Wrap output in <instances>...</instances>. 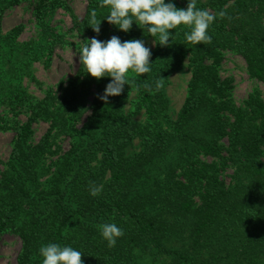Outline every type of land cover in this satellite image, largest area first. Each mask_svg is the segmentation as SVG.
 I'll return each mask as SVG.
<instances>
[{
    "label": "trees",
    "instance_id": "obj_1",
    "mask_svg": "<svg viewBox=\"0 0 264 264\" xmlns=\"http://www.w3.org/2000/svg\"><path fill=\"white\" fill-rule=\"evenodd\" d=\"M17 1L0 0V130L14 133L0 172V238L20 239L17 264H41L38 250L49 242L79 250L83 264H264V93L256 88L238 103L220 75L231 53L264 86V0H197L214 17L225 12L208 30L211 42L193 45L171 30L170 46L151 52L152 71L133 74L107 102L99 97L110 78L97 80L82 63L66 85L41 98L29 93L26 78L38 82L33 64L65 35L41 12L35 38L19 42L21 25L4 33V12ZM92 9L98 20L107 16L99 0H87L82 18L70 12L83 46L113 35L153 40L135 24L124 33L107 20L97 34ZM187 65L186 99L172 118L166 89ZM42 121L48 129L35 142ZM90 182L103 185L99 195L89 194ZM109 222L123 231L113 247L97 227Z\"/></svg>",
    "mask_w": 264,
    "mask_h": 264
},
{
    "label": "clouds",
    "instance_id": "obj_2",
    "mask_svg": "<svg viewBox=\"0 0 264 264\" xmlns=\"http://www.w3.org/2000/svg\"><path fill=\"white\" fill-rule=\"evenodd\" d=\"M101 7L107 8V20L111 25L128 33L133 24L153 37V43L161 47L170 46L171 30L183 31L186 42L193 45L211 42L209 28L217 17L225 16L223 10L216 16L207 9L197 7V0H187L186 8H177L173 0H99ZM102 20L97 19L96 9L89 13V25L97 34ZM158 41V43H157ZM151 50L141 39L121 41L113 35L106 41L96 37L88 40L80 50L79 63L87 74L97 80L109 77L103 94L99 97L104 102L111 96H119L133 74L141 76L152 71ZM163 79L155 81V89L163 87ZM102 184L90 182L89 194L93 197L102 191ZM101 237L108 247L115 246L117 239L123 235L122 229L115 223L97 225ZM41 264H83L82 253L69 246L49 242L39 248Z\"/></svg>",
    "mask_w": 264,
    "mask_h": 264
},
{
    "label": "rangeland",
    "instance_id": "obj_3",
    "mask_svg": "<svg viewBox=\"0 0 264 264\" xmlns=\"http://www.w3.org/2000/svg\"><path fill=\"white\" fill-rule=\"evenodd\" d=\"M87 0H18L11 6L3 17V32L7 33L12 28L21 25L23 30L18 37L19 42H26L37 35L39 29L36 15L42 13L45 21L56 32L65 35V42L58 45L54 52L48 57L33 64V71L38 82L28 78L25 84L29 93L41 98L49 88H57L66 85L74 77L79 67V53L83 47L85 36L71 32L72 11L76 16L82 18L86 12ZM145 46L151 52L155 48L152 39L144 41ZM188 64V61H186ZM222 79H229L232 84V96L236 102H241L259 88L264 93V86L250 78L246 70L244 60L234 54L227 53L220 67ZM191 72L188 65L181 71L174 73L167 86L166 93L170 100V115L176 118L187 95L188 82ZM130 99H136L134 94ZM126 111L131 110V105H126ZM5 108L0 109V116L7 117ZM138 121H143V113L134 115ZM13 119H16L13 117ZM20 121H26L27 115L21 114L17 117ZM48 124L39 122L34 124V141L38 142L47 131ZM14 140V133L10 129L0 130V172L5 168L9 159ZM139 142L136 141V145ZM21 241L18 237L5 234L0 238V264H17L21 250Z\"/></svg>",
    "mask_w": 264,
    "mask_h": 264
}]
</instances>
